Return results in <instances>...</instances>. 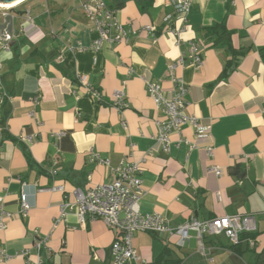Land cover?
Listing matches in <instances>:
<instances>
[{
    "label": "crops",
    "instance_id": "crops-1",
    "mask_svg": "<svg viewBox=\"0 0 264 264\" xmlns=\"http://www.w3.org/2000/svg\"><path fill=\"white\" fill-rule=\"evenodd\" d=\"M84 1L24 0L0 14V39L11 37L7 51L0 47V205L12 215L0 231L7 256L0 264L38 262L35 236L48 252L44 264H109L115 232L99 218L81 226L75 207L61 217V206L75 190L112 183L113 170L133 162L143 170L140 214L172 228L225 216L254 225L237 247L223 234L199 238L195 230L184 242L134 233L146 264H264V0H192L185 22L174 0H108L127 37L98 51L90 48L98 32ZM223 22L235 33L233 49L245 53L224 77L229 53L204 30ZM192 42L198 67L188 57ZM150 83L168 97L184 85L183 113L207 127L208 138L183 126L165 152L156 140L165 117L147 93ZM118 91L126 108L113 105Z\"/></svg>",
    "mask_w": 264,
    "mask_h": 264
},
{
    "label": "built area",
    "instance_id": "built-area-1",
    "mask_svg": "<svg viewBox=\"0 0 264 264\" xmlns=\"http://www.w3.org/2000/svg\"><path fill=\"white\" fill-rule=\"evenodd\" d=\"M191 3L192 0H174L175 11L178 16H181L183 22L186 21ZM81 9L83 15L98 32V38L90 45L92 50L98 51L104 43L116 44L126 40L127 34L116 18L117 8L109 7L105 0H85L81 4ZM148 30L153 31V28H148ZM10 40L11 37L9 35L0 39L2 50L7 51L9 49L8 43ZM189 46L188 57L190 62L193 66L198 67L202 63L199 45L192 42ZM177 66V64H173L169 67V76L174 84L179 82L174 75ZM83 81L81 79V82ZM146 87L155 108L160 110L165 117L163 122L157 123L159 133L156 136L157 142L161 144L165 152L169 151L170 133L180 131L183 126L193 128L197 139L208 138L207 127L201 125L195 117H188L183 113L185 107L183 96L186 93L184 85L180 84L178 86L177 92L173 97L164 95L160 86L155 83H150ZM92 95L99 96L96 92H92ZM123 99V92H116L113 96L114 107L119 109L126 108L128 105ZM95 160L104 163V165L108 164L106 160H99L97 155ZM210 170L219 174L217 168L212 167ZM142 171L139 163L133 162L120 165L113 170L116 178L112 183L98 185L86 192H82L79 189L75 190L73 193L74 201L61 206V217L65 215L66 210L75 207L81 226L85 224L86 217L91 221L99 218L108 228L115 232V239L109 250V264H146L145 260L133 248L132 239L134 233L137 232L164 234L167 236L178 235L180 240L184 242L189 238L188 232L195 230L199 238L205 234L216 236L223 234L233 245H236L239 243V235L250 234L254 230L253 221L250 217L240 219L238 217L225 216L203 222L191 220L172 228L166 219L159 215L140 214L138 203L142 195ZM52 174L55 175L56 171H53ZM19 204L20 214L25 217L29 206L24 193L20 194ZM11 218L12 215L0 205V231L7 228ZM33 248L40 258L35 264H44L45 261L41 258L42 252L46 253V255L48 254L44 247V240H39L35 236ZM20 256L28 259L30 257L29 251H21ZM6 258L7 256L0 254V261Z\"/></svg>",
    "mask_w": 264,
    "mask_h": 264
},
{
    "label": "trees",
    "instance_id": "trees-1",
    "mask_svg": "<svg viewBox=\"0 0 264 264\" xmlns=\"http://www.w3.org/2000/svg\"><path fill=\"white\" fill-rule=\"evenodd\" d=\"M105 1L109 7H114L108 0ZM12 10H14V8ZM204 30L207 33V38L212 41V45L214 47H223L229 53V59L226 61L222 72V76L224 77L228 72L234 70L237 67L240 57H242L245 53L243 51L233 49L234 47L232 46L231 38L235 35V33L228 30L224 22L209 26ZM261 55L264 58V51L261 52ZM65 69L69 71L71 69L70 65L65 64ZM69 78H71L73 83H77V77H73V74H71L70 71ZM235 247H237V245ZM45 256L46 253L42 252V257Z\"/></svg>",
    "mask_w": 264,
    "mask_h": 264
},
{
    "label": "bare ground",
    "instance_id": "bare-ground-1",
    "mask_svg": "<svg viewBox=\"0 0 264 264\" xmlns=\"http://www.w3.org/2000/svg\"><path fill=\"white\" fill-rule=\"evenodd\" d=\"M24 0H15L11 3H6L2 6H0V8H13L14 6L18 5L19 3L23 2Z\"/></svg>",
    "mask_w": 264,
    "mask_h": 264
},
{
    "label": "rangeland",
    "instance_id": "rangeland-1",
    "mask_svg": "<svg viewBox=\"0 0 264 264\" xmlns=\"http://www.w3.org/2000/svg\"><path fill=\"white\" fill-rule=\"evenodd\" d=\"M69 1H74V0H69ZM15 8V7H14ZM13 8H0V14L1 13H4V12H6V11H9V10H12Z\"/></svg>",
    "mask_w": 264,
    "mask_h": 264
},
{
    "label": "water",
    "instance_id": "water-1",
    "mask_svg": "<svg viewBox=\"0 0 264 264\" xmlns=\"http://www.w3.org/2000/svg\"><path fill=\"white\" fill-rule=\"evenodd\" d=\"M13 1H15V0H0V6L4 5L6 3H11Z\"/></svg>",
    "mask_w": 264,
    "mask_h": 264
}]
</instances>
